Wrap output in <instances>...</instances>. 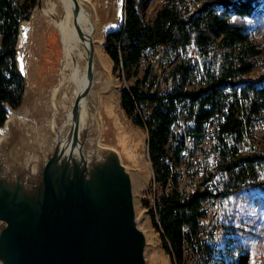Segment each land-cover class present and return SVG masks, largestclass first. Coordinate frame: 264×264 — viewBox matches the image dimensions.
Listing matches in <instances>:
<instances>
[{"label": "trees", "instance_id": "trees-1", "mask_svg": "<svg viewBox=\"0 0 264 264\" xmlns=\"http://www.w3.org/2000/svg\"><path fill=\"white\" fill-rule=\"evenodd\" d=\"M185 1H167L153 21L144 23L137 0H126L124 21L104 37V50L115 69L148 65L142 79L123 89L121 106L129 114L137 112L133 122L148 136L155 182L164 191L156 211H151L152 224L173 264H182L183 259L187 264L185 244H190L186 254L192 248L200 253L208 243L197 237L208 236L213 229H203L207 220L203 206L215 193L209 188L195 189L189 196L177 193L178 169L185 157L198 149L206 152L204 142L212 141L213 159L206 166L199 163L204 177L198 184L214 178L225 186L226 195L251 183L264 166L263 153L254 151L249 140L263 119L264 75L245 78L264 51L242 21L253 16L258 0L203 1L194 12L184 8ZM36 3L0 0V127L7 119V107L18 109L22 104L25 84L16 63L19 25L29 19ZM160 46H169L175 61L166 62L172 65L166 76H152V56ZM189 47L197 50V57L189 56ZM159 76L166 81L162 89ZM207 122L212 124L211 133ZM250 260L249 252L241 253L235 264Z\"/></svg>", "mask_w": 264, "mask_h": 264}, {"label": "water", "instance_id": "water-1", "mask_svg": "<svg viewBox=\"0 0 264 264\" xmlns=\"http://www.w3.org/2000/svg\"><path fill=\"white\" fill-rule=\"evenodd\" d=\"M68 1L78 36L89 39L78 18L84 10L97 9L95 0ZM48 2L62 8L61 0H37L29 19L19 25L16 63L25 92L18 109L7 107V119L0 127L10 133L8 140L0 141V263L146 264L149 253L143 229H147L138 214L135 189L150 174L136 186L117 153L97 146L96 157L89 158L88 142L99 131L92 133L91 121L84 124L81 119L82 101L94 78V50H90L89 82L84 88L69 76L62 78L61 34L52 22L63 17L64 8L45 14ZM116 10L122 12L117 7L102 13L97 9L101 36L104 27L118 24L117 28L124 21L122 13L121 21L109 24ZM38 33L43 43L32 40ZM108 60L115 68L109 56ZM54 75L57 84L52 87ZM111 76L115 80L112 71ZM113 103L114 98V108ZM53 106L60 112L53 115ZM11 112L17 115L7 122Z\"/></svg>", "mask_w": 264, "mask_h": 264}, {"label": "rangeland", "instance_id": "rangeland-1", "mask_svg": "<svg viewBox=\"0 0 264 264\" xmlns=\"http://www.w3.org/2000/svg\"><path fill=\"white\" fill-rule=\"evenodd\" d=\"M16 1L17 3L23 2V0ZM167 1L174 2L177 0H137L136 7L143 22L149 23L153 21L156 13L167 3ZM203 1L214 0H187L184 3V8L186 9L190 7L194 12L196 7H199ZM95 2L97 9L101 13L110 12L112 8L116 7L121 9L122 12L118 11L119 14L117 10L112 13L108 19V21H110L109 24L115 25L116 22L121 21L122 13L124 17L126 0H95ZM242 21L245 23L246 28L252 35L255 43L264 51V0H258L253 16L245 17L242 19ZM43 23L45 22L43 21ZM47 25H50L48 20L46 21L45 26ZM117 25L106 28L104 27L102 36L98 31V35L101 37L102 41V51L105 55V60L108 62L109 68L111 64L109 63L110 61L108 60V55L104 50V35L109 28L112 29ZM32 40L42 41L43 43L44 38L43 35H39L38 33L37 35H34ZM155 56L156 55H153L152 58L153 61H155L154 69L156 73H162L163 76L169 73L172 69V65L168 67L166 62L172 61L171 58L163 57L161 60H159L158 57ZM172 56H175V53H172ZM173 61H175V58H173ZM112 67V74L115 78V81L112 80V82L115 83V86L116 84L118 86L113 87L112 90L115 88L116 90L113 91L110 101L111 113L113 116L115 114L116 117L114 116V119L116 118L115 120H117V126H111V129L113 128L112 130L118 131L120 134L123 133L122 135L129 137L132 140L130 141L131 144L138 149L140 148L137 140L140 142L141 153L144 156L141 155L139 150L138 152L141 155L143 165L146 168L145 178L143 181L148 178L149 174L150 178L145 181L142 186L139 184L141 187L135 189V200L137 210L139 212L138 214L140 217H142L141 222L143 223L145 229L150 230V233L154 235L153 238L161 260L165 264H173L171 257L165 251L162 236L157 233L152 224V209L150 203L153 200L154 190L158 194V190H160L161 197L164 194V191L155 182V172L148 150V136L143 129L134 124V122L130 119L128 114L121 106V95L123 89L135 85L137 80L142 79L145 75L148 65H142L139 68L136 66H133L132 68L118 67L116 69ZM262 75H264V53L257 61L256 68L251 73L247 74L245 78L257 79ZM54 76L55 77L50 84L52 87L57 84V76ZM163 78L164 77L159 76V83H162L159 86L160 89L166 86V82H163ZM66 82L64 83L63 88L68 85ZM113 98L114 108L112 107ZM175 129H178V127H175ZM129 132L135 136L137 140ZM249 140L251 146L254 148V151H261L264 155V114L263 119L257 123V126L253 128ZM212 144V141H205L202 147L204 150H206V152L203 151V153H201L199 149L194 150V156L189 154L185 161L186 167L178 169L179 176L184 174L186 176V178H184L186 182L184 184L185 186L189 185L190 182H195L196 179H198L200 173L203 172V169L199 166V163L203 161L206 166V164H209L213 159V155L210 154V148L212 147ZM243 153L247 155L249 152ZM181 185L182 180L180 178V186ZM209 210L213 213L216 212V209ZM223 210V220L217 221L215 217L211 221H206L205 225L209 227L208 232H210L213 228L212 232H210L208 236H203L201 239L199 237L197 238L202 243L208 244L203 248L202 251H199L200 253H197L194 248H192V251H189V253L186 254L187 264H235L237 262V257L241 253L245 252L250 253L251 260L249 264H264V166L259 170L258 176L251 183H248L243 187L230 189L228 191L227 195L223 199ZM194 258H196V260Z\"/></svg>", "mask_w": 264, "mask_h": 264}, {"label": "bare ground", "instance_id": "bare-ground-1", "mask_svg": "<svg viewBox=\"0 0 264 264\" xmlns=\"http://www.w3.org/2000/svg\"><path fill=\"white\" fill-rule=\"evenodd\" d=\"M61 1V7L64 8V15L61 19L54 18L52 23L57 26L61 34V42L64 52L61 65V71L63 73L62 78L66 79L69 76L75 81V83H80L81 87L84 88L89 82L87 77V69L90 50L92 49V47L94 50V78L89 94L82 101L81 119L82 123L84 124L88 119L91 121L90 130L92 133L96 130L99 131L98 137L91 138L88 142L89 158L94 159V157H96L94 152H97V146L104 152H106L107 150H111L117 153L123 165L130 172L134 185L137 186L144 180L146 171V168L142 162V157L138 152L139 149L131 144L130 141L132 140L129 137H127L126 135H122L123 133L120 134V132L112 130L113 128L111 129V126H117V120H115L116 118L114 119V116L111 113L110 109V101L113 95V91L115 90L112 89L116 86L115 83L112 82V80H115L111 76V66L109 68L108 62L107 60H105V55L102 51L101 37L98 35L99 33L97 30L96 22L100 21L101 14L97 11L96 7L94 10H84L81 12L78 18V22L84 29H87L90 33V38L84 40L78 36L73 25V16L71 13L72 4H70L68 0ZM47 6L48 7L43 10L46 14H57L58 9H62L57 8L55 4H50V2L47 3ZM60 88L61 85L59 89ZM56 92L58 96L61 95L59 90H56ZM58 96H55V92H53V97H55V100ZM73 100L74 99H72V102ZM90 108L92 109L90 110ZM51 109L53 111V115L57 114L56 110L57 112H60L57 106H53ZM16 115V112H11L9 114L7 122H11ZM88 115H90L89 118ZM66 117L69 120L70 117ZM20 119L26 122L23 116H20ZM47 121L51 122L53 120ZM0 133L1 142L4 140H8L10 133L9 131H7V129H1ZM215 217L216 212L213 213L209 210V212H207L206 221H211ZM203 229L204 231H208L209 227L205 225ZM143 231L146 236L145 252L147 253V255L149 253L146 264H165L161 260L160 255H158L153 238L154 235H152L149 230L143 229Z\"/></svg>", "mask_w": 264, "mask_h": 264}, {"label": "built area", "instance_id": "built-area-1", "mask_svg": "<svg viewBox=\"0 0 264 264\" xmlns=\"http://www.w3.org/2000/svg\"><path fill=\"white\" fill-rule=\"evenodd\" d=\"M172 53H174V52H172V50L170 49L169 46H160L158 48V50H157V54H155L156 55L155 57H158L159 60H160V57L172 58V65H173V58H175V56H172ZM189 56L190 57H197V50L195 48H193V47H189ZM141 60L142 61H146V52L142 54ZM152 74H153L152 76L163 75V74H160V73L157 74L155 69H154V66H153ZM165 76H166V74H165ZM127 88H129V87H127ZM156 91H158V90L156 89ZM124 111L128 114V116L130 117V119L132 121H134V119L137 118V116H136L137 112L136 113L133 112V113L129 114L127 112V110L124 109ZM212 129L213 128H212L211 122H207V132L211 133ZM187 158H188V156L185 157L184 162L186 161ZM185 167H186V164L184 163L183 164V168H185ZM178 176H179V173H178ZM180 177H181V180H182L181 191H179L177 193L189 196L190 194L195 192V189H203V188L211 189L215 194L207 196V200H205V205L203 206V208L205 209V212H209V209H216V220H223V213H224V210H223V199H224V197L226 195L225 194L226 193L225 186L224 185H218L215 182L214 178H212L210 180H207L206 183L203 186H200L198 183L204 177V173L203 172L200 173L198 179H196L195 182H193V183L190 182L189 185H187V186L184 185L186 183L185 179H184V178H186L185 174L181 175ZM158 192H159V194L156 193V191L154 190L153 200L150 203L151 209L154 210V211H156L157 204L162 201V199H161V191L158 190ZM216 193H218V194H216ZM188 245H190V244H185L184 258H186V252H188ZM182 264H184V259H183Z\"/></svg>", "mask_w": 264, "mask_h": 264}]
</instances>
